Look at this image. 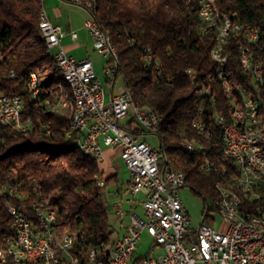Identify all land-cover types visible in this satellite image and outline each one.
<instances>
[{
    "label": "trees",
    "instance_id": "trees-1",
    "mask_svg": "<svg viewBox=\"0 0 264 264\" xmlns=\"http://www.w3.org/2000/svg\"><path fill=\"white\" fill-rule=\"evenodd\" d=\"M91 1L88 14L115 50V79L122 78L135 106L154 109L161 116L157 133L161 165L182 173L184 185L203 196L204 220L210 223L208 214L217 213L218 187L239 191L230 187L238 185L237 171L221 160L223 141L214 118L229 120L231 106L224 80L217 76V66L210 58L214 39L200 34L197 4L184 0ZM216 5L222 14L236 13L234 20L260 30L264 26V0H216ZM42 9L43 0H0V90L22 97L23 119L32 117L27 132L0 128V189L19 187L26 195L25 204L36 201L38 195L48 199L56 227L77 236L71 250L77 264H88L92 252L96 259H105L113 243L103 196L115 176L66 136L71 125L67 110L75 109V103L39 31ZM255 47L256 62L264 74V37ZM232 58L233 82L250 84V78L241 73L236 53ZM33 77L50 100L63 101L66 111L39 115V107L48 98L37 99L35 105L29 95ZM207 86L210 100L204 94ZM258 88L264 98V82ZM199 117L205 132L195 125ZM42 124L49 125V135L43 133ZM187 143L195 144L193 152H187ZM11 203L16 202L0 194V250L8 247L13 236L12 217L7 212ZM245 204H249L246 197ZM256 206L264 208V199L246 207Z\"/></svg>",
    "mask_w": 264,
    "mask_h": 264
},
{
    "label": "built area",
    "instance_id": "built-area-1",
    "mask_svg": "<svg viewBox=\"0 0 264 264\" xmlns=\"http://www.w3.org/2000/svg\"><path fill=\"white\" fill-rule=\"evenodd\" d=\"M70 1L90 10L91 0ZM184 1L197 4L201 21L200 34L214 39L210 58L217 66V76L224 80L231 114L238 118V127L218 125L223 141L221 160L235 167L239 184L230 187L246 192L247 205L251 206L264 199V176H247L241 167H237V151L246 149L247 158L253 164L264 166V103L258 102V95H261L258 84H252V70H258L255 46L264 37V26L260 30L234 20L236 13H215L209 0ZM84 28L91 39L93 50L109 59L110 63L106 64L104 73L107 79L114 80L117 68L112 52H107L91 16L85 20ZM42 30L44 38H48L49 48L53 49L55 61L65 68V73L76 82L79 91L78 108L67 110V113H71L72 122L69 141L83 144L87 152L100 158V161L104 158L103 148L117 149L129 175L124 195L131 198L143 195V214H137L134 209L127 213L129 224L124 234L113 241L108 256L102 260H109V264H264V235H257L242 225L234 226L232 219L231 222H222L221 228L215 230L204 220L207 213L202 215L198 228H192L190 217L179 196L180 189L186 186L180 183V177H174L168 168L161 165L158 150L144 140L145 135H155L157 122H154L152 113H135L128 105L123 88L118 94L107 98L105 87L95 73L92 61L88 58L77 60L67 55L60 46V40L66 34L72 39L76 38L74 31L67 32L53 24L48 14H44ZM242 33H250L252 43L242 42ZM234 53L242 75L250 78V84L233 82ZM204 94L208 95V86ZM29 95L33 97L35 105L37 99L48 98V106L39 107L41 117L49 114V111L60 114L63 101L50 100L47 90H36L33 80ZM9 99H16V111H9ZM22 100L18 95H5L0 90V128H8L13 132H27L31 129L24 127L20 119ZM202 113L200 110L199 114ZM30 120L32 125L31 115ZM195 125L205 132L200 117L195 120ZM40 128L45 135H49L48 124H42ZM185 148L188 153L195 150L187 144ZM101 187H104L102 181ZM0 194L15 200L16 203L7 206V212L11 217H16L14 226L22 229L28 245V252H18L13 244V254H22V262L19 264H77V258L71 254L77 236L56 227L55 212L49 207L48 199L38 195L36 201L25 204L26 195L19 187H2ZM224 198L229 207L254 209V216H251L253 219H256V210H264L260 206L248 208L245 201L231 202L229 198ZM115 210L121 220L124 216L122 208L116 206ZM34 216L43 217V226L50 227V236H43L41 231L35 230ZM143 233L151 238L153 245L161 248L160 254L136 257ZM7 263L8 260L2 257L0 264ZM89 264H101V260L96 259V252L93 259H89Z\"/></svg>",
    "mask_w": 264,
    "mask_h": 264
},
{
    "label": "bare ground",
    "instance_id": "bare-ground-1",
    "mask_svg": "<svg viewBox=\"0 0 264 264\" xmlns=\"http://www.w3.org/2000/svg\"><path fill=\"white\" fill-rule=\"evenodd\" d=\"M209 1L215 13H220L216 5V0H209ZM91 8H92V1H90V9ZM44 14H47V13L44 9H42L40 16H39L38 28L42 35L43 41L45 42L46 47L51 51L52 57L54 59L53 49L49 48L48 38H44V32L42 30ZM94 22L96 24V27L99 29L101 37L103 38V44L106 47L107 52H112V58H113L115 55V50L112 47L113 44L110 43L108 35L100 28V26L96 23L95 20ZM242 40L244 43H252V36L250 35V33H242ZM149 58L150 56L148 55L146 59L148 60ZM55 64L57 68L59 69L64 82L67 84V86L71 90L73 100L75 103V109H77L78 104H79V91H78L76 82L69 78V75L65 73V68L62 67V65H60L57 61H55ZM257 69L258 70H252V84H258L259 86L262 84V82H264V74H262L261 67L258 63H257ZM32 80H33V86L36 88V90H40L36 86V80L34 77L32 78ZM31 85H32V82H31ZM223 86H224V83H223ZM208 92H209V89H208ZM124 93H125V98H127L128 100V105L132 108V110H134L135 113L139 115H151L152 113L154 122H157L156 127H155V135H157L159 125L161 122V116L154 109L141 108V107L135 106L133 104L131 94L125 87H124ZM258 102L264 103V98H261V95H258ZM43 106H48V99L43 103ZM61 107L65 109L66 105L63 104V106H60V108ZM63 108L62 110H64ZM9 111H16V99H9ZM61 112L63 111H60V113ZM229 112H230L229 120L225 119L224 117L219 116L216 119L217 124L220 126L238 127V118H236L233 114H231V109ZM49 113H57V112L49 111ZM20 119H21V122L24 123V127H30V120L25 119V118L23 119V102H21ZM71 130H72V122H71L69 130L66 132V136L68 138H69V132ZM74 144L83 153L95 158L94 154L87 152L86 146H84L83 144H76V143ZM159 157H160V154H159ZM237 158H238L237 167H241L243 172L247 173V176H255V174L257 176H264V166H262L261 164H253V162H251V160L247 158L246 149H239V151H237ZM95 159L97 161L100 160V158H95ZM170 172L174 175V177H180V183L184 185L185 178L182 173L175 172L172 170H170ZM237 183L239 184V177L237 179ZM99 185L101 186V183H99ZM218 188L220 191V199L218 202H216V205H217V212L219 216L221 217L222 222H231V219H232L234 226L242 225L243 228L250 229L257 235H264V212H262V210H257L256 219H253L251 216H254V212L246 208L229 207L228 201L225 200L224 198V196L226 198H229L231 202H242V201H245L246 192H242V195H240L239 192L234 191V190L223 189L220 187ZM34 223H35L36 231H41V234H43V236H50V227L43 226L42 216H34ZM14 225H16V217H12V225H11L12 232H13V236H12L13 243L9 240L8 247L3 250H0V260L3 257V260H8L7 264H19V262H22V254H13V244L15 245V248L17 249L18 252H28V245H26L22 229L15 228ZM93 256H94V252H92L89 255V259H93ZM101 264H109V260H101Z\"/></svg>",
    "mask_w": 264,
    "mask_h": 264
},
{
    "label": "crops",
    "instance_id": "crops-1",
    "mask_svg": "<svg viewBox=\"0 0 264 264\" xmlns=\"http://www.w3.org/2000/svg\"><path fill=\"white\" fill-rule=\"evenodd\" d=\"M66 1L73 3L70 0H66ZM67 6L68 5L63 4V3H56V5L52 8H49L48 11L45 9L44 10L48 14L49 19L53 24L61 26L67 32L74 31L76 33L75 39H72L68 34H66L65 36H63L61 38L60 46L64 50V52L67 55L72 56L77 60H82V59H86V58L90 59V51H89L90 47H89L88 43L91 42V39H90L86 29L84 28V22L85 21L83 23L79 24L78 21L76 22V20L73 19V17L71 18V14H70L71 11L66 10L68 8ZM65 13H66V16H65ZM83 29H85L88 39L84 37ZM91 44H92V42H91ZM115 80L116 79L112 80V82H108V88L105 89L107 98H109L111 95H116L120 92V90L114 92ZM103 155H104L103 160L98 161V162H100L101 168L110 176H115V182L105 189V191H107V189H108V191H107L108 195L104 199L105 206H106L107 210H108V208H110L112 210V214H113L112 216L114 217V220H116V224L118 225V231L116 232L117 235L115 237H112L113 241H114L115 239L119 238L120 236H122L124 234L125 228L129 224L127 213L131 209H134L135 212L139 215L143 214V209L141 206V201L143 199V195L138 194L134 198H131V197L124 195L123 190H124L125 185L128 181L129 175H128L125 182H121L118 178L117 171L114 169V167L111 166V162H112L113 157H115V159L118 158L120 160L119 151L117 149L111 150L108 148H103ZM122 165H123V163H122ZM116 206H120L124 212V216L122 217L121 220L117 216V214L115 213V211H116L115 207ZM209 218H210V220H212L211 222L213 223L214 217L211 216V213H209ZM109 225L111 226V229L115 232L114 227L110 223H109ZM157 250H159V253H156ZM160 253H161V248L158 246L152 245L149 249V252L144 256L156 255V254H160ZM135 254H136L137 258L144 257V256H139L137 253H135Z\"/></svg>",
    "mask_w": 264,
    "mask_h": 264
},
{
    "label": "rangeland",
    "instance_id": "rangeland-1",
    "mask_svg": "<svg viewBox=\"0 0 264 264\" xmlns=\"http://www.w3.org/2000/svg\"><path fill=\"white\" fill-rule=\"evenodd\" d=\"M56 3H63V4L68 5L67 6L68 8L66 10L71 11L70 12L71 18L73 17V19L76 20V22L78 21L79 24L83 23L89 17L88 11L85 8L75 5L71 2H67L66 0H43V8L48 11L49 8L54 7ZM65 16H66V13H65ZM83 35L85 38H87L85 29H83ZM88 45L90 47V50H89L90 60L92 61L94 65L95 73L97 74L98 78L102 82L105 89H107L108 82L106 81L104 68L107 62L109 61V59L104 58L103 56L99 55L96 51H94L91 42H89ZM122 88L124 89L122 78L117 77L115 80V84H114V92L119 91ZM62 108L63 107L60 108L61 109L60 111L64 112L66 108L65 109L63 108L64 110H62ZM144 139L148 144H150V146L153 149L155 150L159 149V139L157 135H145ZM187 145L192 146V147L195 146L194 143H187ZM111 166L114 167V169L117 171L119 180L121 182H125L128 177V172L122 165L121 160H119L118 158L115 159V157H113ZM107 191H105L104 193V196H103L104 199L108 195ZM179 196L184 204L185 209L188 212V215L191 220L192 228L193 229L198 228V226L202 222V217H203L202 215H203V211L206 206L203 196L198 195L197 193L192 191L189 187H184L180 189ZM211 202H212L211 199H207L208 205H211L212 204ZM112 215H113L112 210L108 208L107 217H108L109 223L114 227L115 232L112 237H115L117 235L116 232L118 231V225L116 224V220H114V217ZM211 216L214 217V222L213 223L208 222L207 224L211 226L212 228H214L215 230H219L221 228V223H222L221 217L219 216L218 212L211 213ZM152 245H153V242L151 238L146 233H144L141 237V240L139 241L136 253L139 256H144L149 252V249ZM156 253H159V250H157Z\"/></svg>",
    "mask_w": 264,
    "mask_h": 264
}]
</instances>
